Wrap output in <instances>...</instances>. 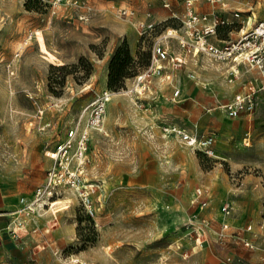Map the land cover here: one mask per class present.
<instances>
[{"label": "rangeland", "instance_id": "1", "mask_svg": "<svg viewBox=\"0 0 264 264\" xmlns=\"http://www.w3.org/2000/svg\"><path fill=\"white\" fill-rule=\"evenodd\" d=\"M188 8L218 15V44L264 20V0H0V192L15 201L0 215V232L2 242L5 232L16 242L1 244L0 264H221L228 255L233 264H264V91L253 118L229 115L222 104L234 89L221 102L206 92L220 87L214 80L228 81L226 65L205 54H186L177 66L164 60V75L150 77L142 94L129 91L155 41L184 53L163 35L182 28ZM119 49L122 81L109 86ZM250 74L243 65L236 87ZM106 90L81 180L93 190L59 186L27 211L53 164L47 151L71 127L87 126L89 105ZM199 111L210 119L197 121ZM173 123L211 135L212 154L169 131ZM222 223L252 247L232 234L220 238Z\"/></svg>", "mask_w": 264, "mask_h": 264}, {"label": "built area", "instance_id": "2", "mask_svg": "<svg viewBox=\"0 0 264 264\" xmlns=\"http://www.w3.org/2000/svg\"><path fill=\"white\" fill-rule=\"evenodd\" d=\"M60 0H55L59 2ZM190 4V1L187 2ZM119 14H130L131 9L120 7ZM222 23L218 15L214 12L202 13L188 8L182 18V28L171 27L166 29L163 37L173 39L184 52L179 55L175 50L164 41L157 40L152 46L150 62L140 72L135 74V85L129 90L142 94L149 86L148 81L154 75H164L163 61L167 60L173 66L181 65L185 61V55H206L212 60L225 63L227 65V80L231 82L241 74V67L245 65L256 75L244 81L238 91L232 98L222 104L224 110L232 116L241 113L253 115L256 110V96L258 92L264 91V20L255 23L252 27L241 30L239 35L229 39L221 44L215 43L211 37L215 35L217 27ZM145 26V23H140ZM170 77V73L165 74ZM192 81L197 84L198 80L191 75ZM180 87L174 85V95H177ZM110 93L106 90L98 95L89 105V116L86 127H71L64 139L59 141L53 150L47 151V154L53 159V164L47 169L45 181L35 190L34 199L25 203L27 211H34L37 206H43L45 199L50 198L56 188L59 186L69 185L72 188L93 190V184H81L84 172V164L87 160V148L90 129H100L105 112V105ZM169 131L177 134L188 146L201 148L206 154H212L213 137L209 134L198 135L196 132L187 130L177 124L169 125ZM244 143L249 144L250 136L244 137ZM196 198L201 196L202 190L196 188ZM86 206L91 209L89 197L86 191L82 192ZM20 201L24 202V198ZM202 205L205 201L201 202ZM232 207L229 203H224L221 210L224 214H229ZM247 229L251 225L246 226ZM229 229L228 223H222L220 238L229 234L240 239L246 246L252 247V243L239 236L238 232H226ZM196 242L202 244L203 236L197 234ZM2 244V233L0 232V247ZM221 264H233V257L226 256L221 260Z\"/></svg>", "mask_w": 264, "mask_h": 264}, {"label": "crops", "instance_id": "3", "mask_svg": "<svg viewBox=\"0 0 264 264\" xmlns=\"http://www.w3.org/2000/svg\"><path fill=\"white\" fill-rule=\"evenodd\" d=\"M202 13H208V12H202ZM175 53H179L178 51H176ZM225 64V63H224ZM226 65V64H225ZM226 67H227V65L225 66V70H224V73H226V78H227V70H226ZM251 71V70H250ZM241 72H242V67H241ZM252 74V75H251ZM251 74H250V76H247V77H244L243 79H242V81L237 85V87H236V84H229V82L227 81V82H221L220 81V83H218V82H215V80L213 81V83H215V84H220V87L218 86V85H216V87H215V85H212V87L210 88V90H208V91H206V92H212V94H214V96H215V98L216 99H218V98H220V102H221V100L222 99H225V98H227V97H229L230 95H231V93H232V91H233V89H234V91H233V93H232V96L234 95V93L236 92V91H238V89L240 88V85L244 82V81H246V80H248L249 78H251V77H253V76H255L256 75V72L255 71H251ZM239 75H241V74H239ZM239 77V76H238ZM235 80H237V79H234V80H232L231 82H234ZM231 86V87H230ZM236 87V88H235ZM218 88H220V89H218ZM217 92V94H216V92ZM197 92L199 93H202V92H204L202 89H200V90H197ZM232 98V97H231ZM192 107V106H191ZM193 111V110H192ZM255 114H256V110H255V112H254V114L253 115H251V114H247L248 116H250V119L251 118H253L254 116H255ZM210 115H209V113H206V112H203V111H199L196 115H195V118H196V120L198 121L199 119L201 120V119H203L202 120V122H204L205 120H209L210 119ZM220 120V119H219ZM201 122V121H200ZM201 122V123H202ZM219 123H220V121H218ZM220 131V130H219ZM224 132L223 131H221V134H223ZM246 135H249L250 136V133L247 131V132H245V135L243 136V139H244V137L246 136ZM219 139H220V136H219ZM243 142H244V140H243ZM250 143V142H249ZM245 144V143H244ZM246 145H248V144H246ZM219 151V150H218ZM1 189V188H0ZM15 206V201L13 200V199H10V197H4V195L3 194H1V192H0V215H6V214H8V210L10 209V208H13ZM7 216V215H6ZM3 248L4 249H6V248H9V249H13L14 248V246H15V240L13 239V237H12V234L11 233H9V232H5L4 234H3Z\"/></svg>", "mask_w": 264, "mask_h": 264}, {"label": "trees", "instance_id": "4", "mask_svg": "<svg viewBox=\"0 0 264 264\" xmlns=\"http://www.w3.org/2000/svg\"><path fill=\"white\" fill-rule=\"evenodd\" d=\"M125 58L127 59L129 57L128 52H124ZM121 50L119 49L116 54L114 55L113 59L111 60L109 67V75H108V84L109 86L114 85L115 83L119 82L121 83L122 78V69L125 62V59H121Z\"/></svg>", "mask_w": 264, "mask_h": 264}, {"label": "bare ground", "instance_id": "5", "mask_svg": "<svg viewBox=\"0 0 264 264\" xmlns=\"http://www.w3.org/2000/svg\"><path fill=\"white\" fill-rule=\"evenodd\" d=\"M233 83H234V82H231V83L229 82V84H233ZM112 95H113V94H112ZM48 203H50V202H48Z\"/></svg>", "mask_w": 264, "mask_h": 264}]
</instances>
